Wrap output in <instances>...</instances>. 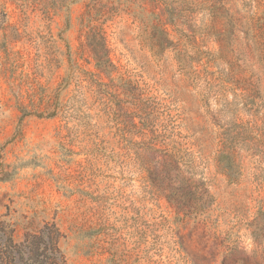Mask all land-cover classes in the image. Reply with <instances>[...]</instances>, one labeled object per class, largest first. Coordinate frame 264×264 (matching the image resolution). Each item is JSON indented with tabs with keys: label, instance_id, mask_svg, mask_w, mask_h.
I'll list each match as a JSON object with an SVG mask.
<instances>
[{
	"label": "rangeland",
	"instance_id": "rangeland-1",
	"mask_svg": "<svg viewBox=\"0 0 264 264\" xmlns=\"http://www.w3.org/2000/svg\"><path fill=\"white\" fill-rule=\"evenodd\" d=\"M52 242L264 264V0H0V251Z\"/></svg>",
	"mask_w": 264,
	"mask_h": 264
},
{
	"label": "trees",
	"instance_id": "trees-1",
	"mask_svg": "<svg viewBox=\"0 0 264 264\" xmlns=\"http://www.w3.org/2000/svg\"><path fill=\"white\" fill-rule=\"evenodd\" d=\"M57 230L43 231V234H47L49 239ZM11 244L14 243V237H10ZM47 264H61L64 258L58 251L57 242H52L48 247V251H44ZM41 256L39 251H0V264H28L29 262L35 263V259ZM26 257V260H25Z\"/></svg>",
	"mask_w": 264,
	"mask_h": 264
}]
</instances>
